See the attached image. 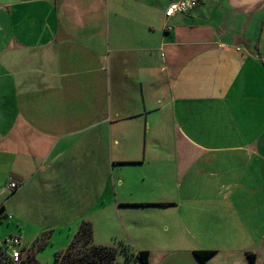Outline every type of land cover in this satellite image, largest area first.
Instances as JSON below:
<instances>
[{
  "label": "crops",
  "instance_id": "crops-1",
  "mask_svg": "<svg viewBox=\"0 0 264 264\" xmlns=\"http://www.w3.org/2000/svg\"><path fill=\"white\" fill-rule=\"evenodd\" d=\"M174 1L0 0V216L19 250L46 234L53 258L88 221L148 264H264V0L165 18Z\"/></svg>",
  "mask_w": 264,
  "mask_h": 264
},
{
  "label": "trees",
  "instance_id": "trees-1",
  "mask_svg": "<svg viewBox=\"0 0 264 264\" xmlns=\"http://www.w3.org/2000/svg\"><path fill=\"white\" fill-rule=\"evenodd\" d=\"M46 243V237H39L34 241L29 250H25L24 248L20 249V258L18 262H13L11 257L0 249V264H40L35 258L33 251L42 249ZM120 255L123 257L122 264H135L136 262L138 264H148V253L146 251H132V249L122 242H118L117 247L94 244L92 225L88 221H81L68 247L63 251L54 253L53 263L119 264L117 258ZM212 255L213 252L211 251L194 252L195 258L200 263H204Z\"/></svg>",
  "mask_w": 264,
  "mask_h": 264
},
{
  "label": "built area",
  "instance_id": "built-area-1",
  "mask_svg": "<svg viewBox=\"0 0 264 264\" xmlns=\"http://www.w3.org/2000/svg\"><path fill=\"white\" fill-rule=\"evenodd\" d=\"M197 3L198 0H177L175 2H172L166 8L164 17L169 18L175 12L187 13L188 11L192 10L197 5ZM7 186L10 191H14L19 187V184L14 181H10ZM7 243L12 247V250L10 252L12 261L18 262V259L20 258V250L18 248L20 239L18 237H10Z\"/></svg>",
  "mask_w": 264,
  "mask_h": 264
},
{
  "label": "rangeland",
  "instance_id": "rangeland-1",
  "mask_svg": "<svg viewBox=\"0 0 264 264\" xmlns=\"http://www.w3.org/2000/svg\"><path fill=\"white\" fill-rule=\"evenodd\" d=\"M175 2V1H174ZM1 36V35H0ZM7 177H8V175H6ZM10 181H12V180H10ZM14 181V180H13ZM14 182H16V181H14ZM16 183H18V182H16ZM19 184V183H18ZM18 189V188H17ZM16 189V190H17ZM9 191H10V189H9ZM15 191V190H14ZM11 231H12V228H11V226H10V224H9V220L8 219H6V218H1V221H0V241H2V243L4 244V246H6V249L8 248V250H9V252H11V250H12V247H11V245H9L8 243H7V241L10 239V237H11ZM46 237V234H43V235H41V238H45ZM47 248H43L42 250H40V252H37V256H38V258H40V260H41V262H39L38 260V262L40 263V264H54L53 263V258L52 257H50L49 259H48V253L50 252V246H46ZM6 251V250H5ZM117 260H118V258H117ZM47 262V263H46Z\"/></svg>",
  "mask_w": 264,
  "mask_h": 264
}]
</instances>
